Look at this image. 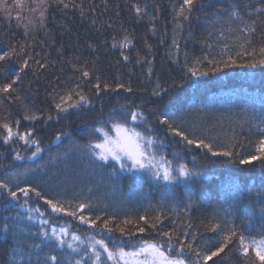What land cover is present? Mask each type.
Masks as SVG:
<instances>
[{
  "label": "trees",
  "instance_id": "trees-1",
  "mask_svg": "<svg viewBox=\"0 0 264 264\" xmlns=\"http://www.w3.org/2000/svg\"><path fill=\"white\" fill-rule=\"evenodd\" d=\"M7 2L11 5L13 0ZM74 2L77 6L83 4V16L79 7L63 9L62 6L53 4L46 28L30 32L28 36L24 35L22 27H17L15 8L11 9V20L0 12V47L11 45L19 49L24 45L27 54L42 62L46 58L51 65V70L46 73L41 71L38 78L33 77L31 72L24 76V87L20 92L23 104L7 99L0 93V99H3L0 104V121L12 124L14 120H20L19 131H30L29 140L38 141L42 149L37 157L17 160L16 153L20 156L27 154V148L32 144H25L17 137L5 144L4 130L0 128V181H7L13 188L32 184L50 198L70 202L73 206L80 202L89 203L91 208L85 209L84 214L93 218L100 216L102 219L113 217L114 223L110 227H115L125 218L135 219L145 215L151 219L163 212L166 218L163 219L160 230L170 231L176 228L179 232L186 231L189 233V240L192 234H196L194 247L201 252L213 250L214 245L222 242V233L208 232L205 228L213 221V217L220 221H234L240 230L259 238L258 233L264 230L260 229L256 215L253 214V209L258 213L260 207L257 203L258 194L264 192V170L259 162L244 166L229 163L225 157L205 156L203 149L187 147L180 138L166 132L165 126L159 125L156 115L152 114L153 109L157 113L165 111L185 131L194 136L216 138L220 144H226L233 134L241 139L244 136L250 140L257 139L256 126L264 119V70L257 71L255 77L248 78L247 71L259 68L230 67L218 73L210 72L208 76L198 79H188L187 68L184 66L185 52L189 54V63L193 56H203L209 52L218 57L225 46L228 47L229 54L235 56V52L239 51L238 45L244 41V36L235 31L238 25L217 24L209 37L204 16L201 15V20L194 23L191 33L187 29L174 32L172 7L178 5L179 0ZM232 2L234 0H223L222 6L227 7ZM260 2L261 0H242V3H250L255 7H260ZM135 4L146 7L148 15L138 19L132 7ZM24 16H27L26 11ZM248 18L244 17L245 20ZM93 20L95 24L92 23ZM229 27L233 31H228ZM221 28L224 29L223 37L217 31ZM260 31L258 27L253 37L254 45L260 42ZM125 36L132 42L130 49L123 51L128 54L127 61L123 59L120 47H111L114 42H122ZM174 38L180 44L179 53L172 44ZM206 43L211 47L206 48ZM247 62V57L238 59V63ZM73 64L77 67L87 65L90 72L95 67L96 74L111 87L122 82L130 84L134 92L126 93L123 89L106 91L100 98L93 97V107L90 110H73L70 115L61 114V118L57 120L49 93H52L53 88L59 91L69 83L74 85L76 81L84 84L79 73L73 69ZM149 64L153 69L151 75H148ZM30 66L38 67L32 65L31 61ZM17 67L8 64L4 71L11 76ZM211 68L212 65H202L200 70L210 71ZM56 76H60L59 81ZM3 79L0 76V80ZM157 81L165 88H171L173 84L177 86L171 102L166 103L163 108L153 103L156 98L150 95ZM194 82L198 86L194 87ZM24 105L31 111L40 113L42 119L24 120ZM138 106L147 118V123L143 118L135 122L129 119L128 125L146 136L162 141L164 155L173 165L178 167L179 164H186L193 170L203 172L202 176L194 178L187 185H155L147 175L128 173L120 169L118 163L102 161L92 152L88 145L101 140V133L94 132L93 129L105 127L108 130L111 123L121 120L123 115L134 111ZM49 114L54 117L52 120L46 119ZM249 128L252 129L251 133ZM16 129L14 126L13 130ZM243 151H251V146L246 144ZM189 198L193 207L186 211ZM9 199L6 194L0 198V221L4 217H14L19 212L32 233L55 225L63 226L71 233L87 239L99 231V228L81 224L74 217L52 213L34 195L27 198V207L23 208L19 205L24 203V197H21L19 204L13 202L15 206L7 203ZM36 207L44 214L39 219L46 220L47 224H40L38 214L34 211L31 213L33 219H27V209ZM250 220L256 224L255 231L249 232L247 229ZM189 222L191 227H187ZM104 233L107 234L105 240L110 248L119 245L128 250L141 239L162 241L158 233L151 230L132 237L121 236L116 231ZM41 239L42 236H33L28 242L31 244L34 240L35 243H40ZM12 246L11 242L0 240V264H8ZM87 247L88 245L79 246L81 251ZM229 248L231 251L225 250L227 255L221 253L208 261V264H249L236 247L229 245ZM37 252L42 259L44 256H57L61 264H74V261L81 260V254L66 245L63 248L43 247L42 250H34L33 260ZM84 260L87 264H95L90 248L84 255ZM101 264L111 262L107 261L106 256H102ZM252 264H258V261L253 260Z\"/></svg>",
  "mask_w": 264,
  "mask_h": 264
},
{
  "label": "snow or ice",
  "instance_id": "snow-or-ice-1",
  "mask_svg": "<svg viewBox=\"0 0 264 264\" xmlns=\"http://www.w3.org/2000/svg\"><path fill=\"white\" fill-rule=\"evenodd\" d=\"M53 4L57 7L62 6L63 9L79 7L81 16L84 15L83 4L77 6L74 0H67V2L66 0H13L11 5L8 4L7 0H0V12H3L5 17L11 20V9L15 8L17 11L14 19L17 22V27H22L24 35L28 36L30 32H38L46 28L49 10ZM222 5L223 0H179V4L172 7V20L175 25L174 32H183L187 29L191 33L194 23L199 22L201 15H203L209 37L212 36L213 29L217 24L225 23L228 25L236 23L238 26L235 31H239L244 36V41L238 45L239 51L235 52V56L229 54L228 47L225 46L221 49L218 57L209 52L207 55L193 56L191 63H189V54L185 52L184 66L187 68L188 79L193 77L198 79L199 77L208 76L210 72L218 73L230 67L259 68L264 70V0H261L260 7H255L250 3H242V0H234L227 7ZM132 7L138 19L148 15L146 7L142 8L140 4H135ZM25 11L27 16H24ZM250 13L251 15H249ZM245 16L249 18L245 20ZM25 19L27 20L26 23L24 22ZM152 19L154 20L155 17L153 16ZM92 23L95 24V20ZM258 27L261 29L260 42L258 45H254L253 37L258 31ZM152 31L155 34V27H153ZM217 31L220 37L224 36V29L221 28ZM228 31H233V29L229 27ZM130 44L131 41L125 36L122 42H114L111 47L127 48ZM172 44L176 52L179 53V42L174 38ZM89 47H92V45H89ZM205 47L210 48L211 45L206 43ZM121 55L125 61L129 60L128 56L123 55V53ZM240 57H247L249 62L238 63ZM30 61L32 65L38 67H31ZM177 63H179L178 60ZM8 64L18 66L11 76L4 71ZM202 65H212V68L210 71H201L200 67ZM72 67L79 73V78L84 81V84L76 81L74 85L69 83L59 91L53 88L52 93H49L51 96L50 103L54 107L56 112L55 119L57 120L61 118V114L67 116L73 110L78 112L90 110L93 107V97L100 98L101 94L106 91L115 92L123 89L126 93L134 92L130 84L126 85L122 82L117 83L114 88L111 87L106 80L102 81L100 75L96 74L97 70L95 67H93L91 72L87 70V65L77 67L73 64ZM50 70L51 65L46 58H44L43 62L34 59L33 56L27 54L24 45H21L19 49L11 45L0 47V76L4 77L3 80H0V93H3L7 99H14L23 104L20 92L24 87V76L31 72L33 77L38 78V73L41 71L46 73ZM152 71L151 64H149L148 75H151ZM56 79L59 81L60 76H56ZM193 86L198 85L194 82ZM176 87L173 84L171 88H165L157 81L156 87L150 93L152 97L156 98L153 103L163 108L166 103L171 102ZM2 103L3 99H0V104ZM113 111L115 112V110ZM152 114L156 115L159 125L165 126L166 132H171L173 136L180 138L187 147L203 149L205 156L225 157L229 163L238 165L250 166L258 161L261 169L264 170V119L261 120L260 125L256 126V140H250L247 136L241 139V137L233 134L226 144H220L216 138L190 134L165 111L157 113L153 109ZM53 118L50 114L46 117L48 120ZM141 118L147 123V118L143 116V111L138 106L134 111H129L123 115L121 120H116L110 124L109 127L114 131L115 135H110L109 130H106L105 127L94 128V132L102 134L103 140L94 145L90 144L88 147L100 160L105 162L109 159L114 160L119 163L120 169H126L128 172L135 170L149 173L154 178L165 181L166 187L179 183L187 185L189 181L203 175V172L193 170L186 164H179L178 167H174L172 162L163 155L157 159L156 152L152 146L154 144L162 146L163 142L157 141L151 136H146L144 133L137 131L135 127L128 126L127 122L129 119L135 122ZM23 119L26 121H37L41 120L42 116L38 112L31 111L27 105H24ZM19 125L20 120L18 119L14 120L12 124L0 121V128L4 130V143L7 144L13 140V137H17L19 140H23L25 144H35L36 151L33 152V156H35L42 150L38 141L29 140L30 131L21 134L18 130H13L14 126L18 129ZM248 131L251 133L252 129L249 128ZM59 138L57 137V139ZM246 144L251 146V151H243ZM96 149H99V152H96ZM16 159L20 160L23 157L16 153ZM125 161L130 163L126 164ZM5 194L10 198L7 203L13 204V206L19 204L21 197H24V203L19 205L22 208L27 207V198L34 195L38 200H42L52 213L74 217L81 224L88 225L91 228H99L101 234L105 231L109 233L116 231L121 236L132 237L151 230L156 231L164 241L161 243L160 241L153 242L152 240L141 239L138 240L136 245L126 250L125 247L119 245L110 248L109 243L105 239L90 237L88 247L81 251L78 245L74 247L73 243H69L65 239L66 236H70L73 242L81 240L80 236L69 233L67 228L61 227L57 231L55 227L49 226L50 232L48 228H43L42 230L38 229L36 233H32L28 226L24 224L21 214L17 212L14 217H4L0 221V230H2L0 231V240L5 243L11 242L14 245L10 248L11 256L8 264H50V262L61 264L57 256H44L42 259L38 252L35 253V260H33L34 250H42L43 247L63 248L65 245L81 254V260L74 261V264H87L84 260V255L87 253L88 248L91 249V257L94 259L95 264H101L102 256H106L107 261H111V264H208V261L212 260L213 257L220 256L221 253L227 255L225 250L231 251L229 245L236 247L239 254L249 264H252L253 260L258 261V264H264V231H260L258 233L259 238H257L240 230L235 222L231 220L220 221L213 217V221L207 224L205 228L208 232L222 233V242L214 245L213 250L201 252L199 248L194 247L196 234H192L189 240V233L186 231L179 232L176 228H172L170 231L160 230L163 219L166 218L163 212L151 219L145 215L135 219L125 218L120 220L115 227H110L109 225L114 223L113 217L102 219L100 216L93 218L91 215L84 214L85 209L91 208L89 203L80 202L73 206L70 202L55 197L50 198L44 191L32 184L13 188L10 187L7 181H0V198H3ZM189 201L185 206L186 211H190L193 207L191 198H189ZM257 203L260 205L258 213L254 208L253 214L256 215L260 229L264 230V192L258 194ZM27 211L28 220L33 219L31 213L34 211L38 214V222L42 225L47 224L46 220L39 219V217L44 215L40 212L39 207L28 208ZM98 221L100 223H97ZM141 221L143 222L142 224L140 223ZM187 227H191V222H189ZM247 229L249 232L255 231V222L250 220L247 224ZM33 236H42L40 243H35L33 240L30 244L28 241ZM113 243L115 244V242ZM174 248L176 249L175 254H173ZM186 249L187 252L185 251ZM188 253L191 256L186 258Z\"/></svg>",
  "mask_w": 264,
  "mask_h": 264
},
{
  "label": "rangeland",
  "instance_id": "rangeland-1",
  "mask_svg": "<svg viewBox=\"0 0 264 264\" xmlns=\"http://www.w3.org/2000/svg\"><path fill=\"white\" fill-rule=\"evenodd\" d=\"M131 44H132V42H131ZM131 44H130V46L129 47H127V48H120L121 49V52L123 53V55H126V56H128V54L127 53H125V52H123V51H125V50H129L130 49V47H131ZM257 71H260V72H262V69H258V70H249V72L247 71V73H246V76H248V78H252V77H255V74H256V72ZM129 127H131L130 125H128ZM19 131V129H16L15 131ZM107 130V129H106ZM109 130V134L110 135H115V133H114V131L113 130H111L110 128L108 129ZM21 134H23V133H25L24 131H19ZM103 140V136H102V134H101V140L99 141V142H101ZM21 141H23V140H21ZM99 142H97V143H99ZM33 145V144H32ZM32 145H30V147H28L27 148V154H23V156H21V157H37V156H39V154H40V152H38L35 156H33V152H35L36 151V145L35 146H32ZM153 150L156 152V155H157V159H159V157L161 156V155H163V156H165L164 155V151H163V148L161 147V145L160 144H154L153 146ZM30 150V151H29ZM96 152H99V149H96ZM166 157V159L167 160H169L168 159V157L167 156H165ZM108 161H114V160H111V159H109ZM170 161V160H169ZM116 162V161H115ZM125 163L126 164H128V163H130L129 161H125ZM119 164V163H118ZM173 165V164H172ZM174 167H176L175 165H173ZM124 171H126V172H128L126 169H123ZM137 171H133V172H128V173H136ZM137 173H139V174H145V175H147L148 177H149V179L153 182V184H155V185H161V184H165L166 182L165 181H163L162 179H156V178H154L151 174H149V173H145V172H137ZM179 184H183V183H179ZM50 227H55L56 229H57V231H59V229L61 228V227H63V226H50ZM50 227H48V229H49V232H50ZM69 231V230H68ZM69 233H71L70 231H69ZM79 236V235H78ZM91 237H95L96 239H105L106 237H107V234L106 233H100V231H98V233H94ZM80 238H81V240L80 241H76V242H73L72 240H71V237L70 236H66L65 237V239L66 240H68L70 243H73V246L74 247H76L77 245L78 246H82V247H86V245H88V242H89V238H87V239H84V238H82L81 236H80ZM161 243H163L164 241L162 240V241H160ZM127 250V249H126ZM175 248H174V252H173V254H175ZM186 251V250H185ZM187 252V251H186ZM191 256V254L190 253H188V256L186 257V258H188V257H190ZM111 262V261H110Z\"/></svg>",
  "mask_w": 264,
  "mask_h": 264
}]
</instances>
